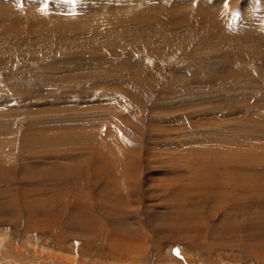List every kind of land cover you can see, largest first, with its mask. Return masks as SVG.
Masks as SVG:
<instances>
[{"label": "rangeland", "instance_id": "rangeland-1", "mask_svg": "<svg viewBox=\"0 0 264 264\" xmlns=\"http://www.w3.org/2000/svg\"><path fill=\"white\" fill-rule=\"evenodd\" d=\"M0 10V264H264V0Z\"/></svg>", "mask_w": 264, "mask_h": 264}, {"label": "bare ground", "instance_id": "bare-ground-1", "mask_svg": "<svg viewBox=\"0 0 264 264\" xmlns=\"http://www.w3.org/2000/svg\"><path fill=\"white\" fill-rule=\"evenodd\" d=\"M150 1V0H149ZM168 2V1H167ZM177 2H179V1H177ZM205 2V1H204ZM101 3V2H100ZM103 3V2H102ZM162 3V2H161ZM185 3V2H184ZM29 4H33V5H36L35 4V2H30ZM112 4V6H110L109 8H108V10H114V11H118V10H121V8H118V6L117 5H115V3H111ZM24 5H26L25 3H24ZM203 5H204V3H203ZM31 6V5H30ZM97 6V5H96ZM93 7L94 9H98L99 7ZM160 6H162V5H160ZM165 6V5H164ZM206 7L208 6V5H205ZM211 6V5H210ZM167 7V6H166ZM209 7V6H208ZM2 8V7H1ZM146 8V7H145ZM54 9V8H53ZM51 10V11H54V10ZM93 9V10H94ZM165 9V8H164ZM82 10V9H81ZM84 10H87V11H89L90 9L89 8H86V9H83L82 11H84ZM100 10V9H99ZM205 10H207V8L205 9ZM1 11V10H0ZM86 11V12H87ZM98 11V10H97ZM93 12V11H92ZM6 13H8V12H6ZM88 13V12H87ZM54 14V13H53ZM90 14V13H89ZM248 23V22H247ZM109 145V144H108ZM39 146V145H38ZM107 147V146H106ZM111 147V146H110ZM188 148V147H187ZM191 150V149H190ZM113 151V150H112ZM238 151V150H237ZM237 151H235V152H237ZM241 151V150H240ZM17 152V151H16ZM111 152V151H110ZM109 152V154H113V153H110ZM213 151H211V153H212ZM235 152H233L234 154H236ZM102 153V152H101ZM243 153V152H242ZM5 154V153H4ZM116 154V153H115ZM137 154H139V152L137 153ZM136 154V155H137ZM209 154V153H208ZM215 154H218V152H216ZM239 153H237V155H235L236 157H240L239 155H238ZM135 155V156H136ZM202 155V154H201ZM201 155H199V156H201ZM110 156V155H109ZM197 156V155H196ZM195 156V157H196ZM203 156V155H202ZM211 156H212V154H210V158H211ZM208 157V159H210ZM112 158H113V156H112ZM200 158H202V157H200ZM199 158V159H200ZM98 159V158H97ZM118 159V158H117ZM131 159V162L132 161H134L133 159H135V158H130ZM203 159H205L204 157H203ZM2 160V159H1ZM119 160V159H118ZM190 160V159H189ZM221 160L222 161H225V162H222L223 164H226V162H228L227 161V159L226 158H221ZM243 159H239V160H236V161H238V162H241ZM110 161H112V159L110 158ZM130 161V160H129ZM136 162H138V160L136 159ZM117 163V162H116ZM133 163V162H132ZM201 163V162H200ZM229 163H233L232 161H229ZM96 164V163H95ZM100 164V163H99ZM115 164V163H114ZM118 164V163H117ZM199 164V163H198ZM211 164V163H210ZM187 165V164H186ZM218 165V164H217ZM227 165V164H226ZM34 166V165H33ZM117 166V165H116ZM198 166H201V164L200 165H198ZM228 167L226 168V172L228 171V172H231V171H233V172H235V173H239L240 175L242 174V173H244V172H248V171H245V170H243L242 168H244L245 166H243V163H241V165H233V166H229V165H227ZM130 167H133V164H132V166H130ZM111 168H113V166L111 167ZM116 168V167H115ZM219 168H220V166H219ZM101 169V168H100ZM99 169V171H101V173H103V172H105V170H104V168H103V170L101 169L100 170ZM125 169V168H124ZM124 169H122V171L121 172H123V170ZM133 169V173L134 174H136V175H138V174H140L141 172H139L138 170H137V166H135L134 168H132ZM222 169V168H221ZM98 170V169H97ZM113 170V169H112ZM126 170V169H125ZM223 170V169H222ZM231 170V171H230ZM220 172H222L221 170H219ZM257 171V170H256ZM255 171V173L257 174V172ZM260 171V170H259ZM95 172V171H94ZM112 172V171H111ZM224 172V171H223ZM262 172V171H261ZM112 174V173H111ZM125 174V173H124ZM230 175L232 174V173H229ZM229 174L227 175V176H229ZM112 175H114V174H112ZM233 175V174H232ZM107 176H108V178H109V175L107 174ZM117 178V177H116ZM130 178V177H129ZM123 179V178H122ZM126 179V178H125ZM242 179V178H241ZM109 180V179H108ZM244 179H242V181H243ZM119 182V181H118ZM130 182V189H131V191H129V192H132V189H133V184L136 182L133 178H131V181H129ZM116 183V182H115ZM120 187V186H119ZM121 189V188H120ZM129 189V190H130ZM128 190V189H127ZM82 191V190H81ZM89 192V191H88ZM119 192V191H118ZM126 192V191H125ZM80 193V192H79ZM121 193V192H120ZM135 193V192H134ZM74 194V193H73ZM130 195H131V193H129ZM133 194V193H132ZM121 195V194H120ZM135 195V194H134ZM76 196H78V195H76ZM126 196H127V194H126ZM120 197V196H119ZM75 198V197H74ZM79 199H84V195H83V193H82V195H79V197H78ZM87 198V197H86ZM121 198V197H120ZM130 198V197H129ZM91 199V198H90ZM92 200V199H91ZM131 201V200H130ZM71 203H73V202H71ZM76 204L75 203H73V207L75 206ZM83 206V207H82ZM87 206V207H86ZM81 207L82 208H87V210H88V208L90 207V206H88V204H87V202L85 203V201L83 200V205H81ZM133 208V207H132ZM89 212H90V208H89V210H88ZM98 211V210H97ZM94 212H96V210L94 211ZM93 213V212H92ZM106 214V213H105ZM136 214V213H135ZM89 215H90V213H89ZM95 215V214H94ZM131 215V214H130ZM133 215V214H132ZM96 217V216H95ZM92 221V220H91ZM93 222H95L96 224H98L99 223V225H100V221H93ZM136 224V223H135ZM98 225V226H99ZM112 230V229H111ZM139 230V229H138ZM122 231V233H124L125 231V233H134V231L133 232H131L130 231V229L129 228H124L123 230H121ZM115 237H117V236H115ZM126 237V236H125ZM131 237H132V235H131ZM133 238V237H132ZM134 239V238H133ZM135 239H136V237H135ZM131 240V239H130ZM129 240V241H130ZM259 250V249H258ZM264 255V254H263ZM88 257V256H87ZM234 257V256H233ZM260 259V258H259ZM258 260V259H257ZM261 260H263V259H261ZM179 261V260H178ZM178 261H174L175 263H178ZM71 263V262H70Z\"/></svg>", "mask_w": 264, "mask_h": 264}]
</instances>
